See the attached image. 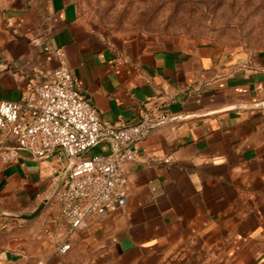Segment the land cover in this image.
I'll return each mask as SVG.
<instances>
[{"label":"crops","instance_id":"1","mask_svg":"<svg viewBox=\"0 0 264 264\" xmlns=\"http://www.w3.org/2000/svg\"><path fill=\"white\" fill-rule=\"evenodd\" d=\"M45 46L64 51L103 121L169 119L127 165L125 205L81 228L59 216L58 160L0 162V264H264V46L108 37L79 0H0V101L56 67ZM2 143L14 140L0 128Z\"/></svg>","mask_w":264,"mask_h":264},{"label":"built area","instance_id":"2","mask_svg":"<svg viewBox=\"0 0 264 264\" xmlns=\"http://www.w3.org/2000/svg\"><path fill=\"white\" fill-rule=\"evenodd\" d=\"M45 50L55 55L56 67L40 83L29 81L19 99L0 101V128L14 140V144H0V162H13L25 154L58 160L62 177L55 193L59 216L76 229L91 215L125 205L126 167L138 160L139 142L169 116L146 110L125 124L103 121L79 92L64 51L49 46ZM103 141L109 142L108 151L91 152ZM68 248V244L58 246L60 252Z\"/></svg>","mask_w":264,"mask_h":264},{"label":"rangeland","instance_id":"3","mask_svg":"<svg viewBox=\"0 0 264 264\" xmlns=\"http://www.w3.org/2000/svg\"><path fill=\"white\" fill-rule=\"evenodd\" d=\"M108 37L211 42L226 51L264 46V0H79Z\"/></svg>","mask_w":264,"mask_h":264},{"label":"water","instance_id":"4","mask_svg":"<svg viewBox=\"0 0 264 264\" xmlns=\"http://www.w3.org/2000/svg\"><path fill=\"white\" fill-rule=\"evenodd\" d=\"M42 207H43V203H41L31 214H28V215H23L22 214V215H17V216L25 218V219L33 218L34 216H36L40 212Z\"/></svg>","mask_w":264,"mask_h":264}]
</instances>
